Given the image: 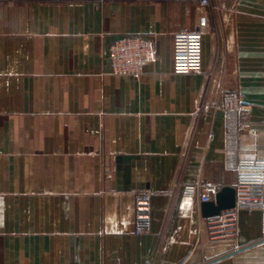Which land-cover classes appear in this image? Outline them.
<instances>
[{"label":"crops","instance_id":"crops-1","mask_svg":"<svg viewBox=\"0 0 264 264\" xmlns=\"http://www.w3.org/2000/svg\"><path fill=\"white\" fill-rule=\"evenodd\" d=\"M206 14L186 74L174 36L199 28L197 0H0V264H264L259 210L207 217L187 191L264 158V0ZM137 34L156 58L113 74L110 45ZM228 92L239 107L217 109Z\"/></svg>","mask_w":264,"mask_h":264},{"label":"built area","instance_id":"built-area-1","mask_svg":"<svg viewBox=\"0 0 264 264\" xmlns=\"http://www.w3.org/2000/svg\"><path fill=\"white\" fill-rule=\"evenodd\" d=\"M199 28L195 31H182L174 36V69L179 73L200 72L203 68V35L207 31V10L211 0H197ZM156 58V47L152 39L143 35L124 36L116 39L109 47V59L112 73L116 75H138L145 64ZM240 100L235 92L224 93L220 102H215L217 109L238 108ZM250 128V123H243ZM212 138L213 135L209 134ZM238 177L235 185V206L228 209L233 217L237 210H259L262 213V231L264 237V158L242 159L237 167ZM191 195L201 193L202 200H212L210 194L220 190L215 185L189 186ZM136 234L149 232L152 228V198L149 191L137 194L134 203ZM219 216V215H218Z\"/></svg>","mask_w":264,"mask_h":264},{"label":"water","instance_id":"water-1","mask_svg":"<svg viewBox=\"0 0 264 264\" xmlns=\"http://www.w3.org/2000/svg\"><path fill=\"white\" fill-rule=\"evenodd\" d=\"M130 159V156H120L118 160ZM235 206V188L232 186L223 187L214 200L205 201L202 210L205 216H218L222 211L231 209Z\"/></svg>","mask_w":264,"mask_h":264}]
</instances>
